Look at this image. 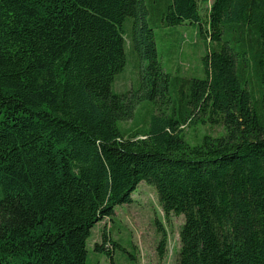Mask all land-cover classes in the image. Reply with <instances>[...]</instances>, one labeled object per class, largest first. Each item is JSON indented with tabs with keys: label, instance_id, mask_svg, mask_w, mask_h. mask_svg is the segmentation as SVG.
I'll use <instances>...</instances> for the list:
<instances>
[{
	"label": "trees",
	"instance_id": "16d2710c",
	"mask_svg": "<svg viewBox=\"0 0 264 264\" xmlns=\"http://www.w3.org/2000/svg\"><path fill=\"white\" fill-rule=\"evenodd\" d=\"M182 25L204 79L161 64L154 30ZM126 51L139 80L116 94ZM141 182L184 218L177 264H264V0H0V264H86Z\"/></svg>",
	"mask_w": 264,
	"mask_h": 264
},
{
	"label": "rangeland",
	"instance_id": "374dc122",
	"mask_svg": "<svg viewBox=\"0 0 264 264\" xmlns=\"http://www.w3.org/2000/svg\"><path fill=\"white\" fill-rule=\"evenodd\" d=\"M127 26H129L127 24ZM156 48L165 71L174 74L178 70L183 76L204 79L201 58L205 54V44L196 29L189 25L174 28L155 29ZM127 54L123 74L113 84V92L125 94L136 89L139 80L140 62L135 56ZM150 103L136 106L131 120L119 123V129L131 132L142 129L149 122L152 114H157ZM218 137L223 135L220 127L183 128L184 139L189 144H196L204 135ZM184 218L165 216L159 206L153 187L141 182L131 194V202L114 208L111 219L97 223L86 242V264H177L180 247L179 233ZM159 225L160 227H158ZM106 234V246L111 252L95 251L96 245L103 243ZM163 237L164 247L160 254L158 247ZM115 243V248L111 242Z\"/></svg>",
	"mask_w": 264,
	"mask_h": 264
}]
</instances>
